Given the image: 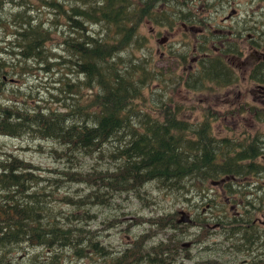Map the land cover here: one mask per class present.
I'll return each instance as SVG.
<instances>
[{
    "label": "rangeland",
    "instance_id": "rangeland-1",
    "mask_svg": "<svg viewBox=\"0 0 264 264\" xmlns=\"http://www.w3.org/2000/svg\"><path fill=\"white\" fill-rule=\"evenodd\" d=\"M22 1L23 0H17L18 4ZM31 1L32 3L28 4L29 8L27 9V11H29L28 13L32 15L31 19L25 15H22L21 17L25 18L27 24L30 26L40 27V22H44V24L49 25V27L53 30V37L46 42L45 47L46 51L50 48L51 51L49 53L45 52L43 50V46L39 44L40 47L36 50L37 54L31 57L25 56V61L9 54H0L7 61V66L2 64L0 66V91H3L0 99V118L4 116V111H17L19 107L37 109L40 106L47 107L50 104L56 107L61 103V101H56V98L52 96V93H54V95L64 97V95H60L58 91V86H60L59 79L63 75H66L65 73L68 72V67L78 69L76 66L77 61L73 59L74 56L72 57L71 55H68V53L64 51L63 47L60 46V42L66 33V23L68 21L66 15L62 13L56 5H51L50 3L45 4L43 0ZM49 1L63 3V6L67 9L72 3H77L76 0ZM92 1L94 5H101L100 0H95V2L94 0ZM147 1L152 3L154 0ZM196 1L197 5L202 4L201 7L198 5L199 9H194L195 12L192 11L195 17H197V24L205 30V33L212 35V33L215 34L216 27H210V25H216L217 22H220V25L218 26L220 29L218 36L222 39L218 38V40L222 42L225 50H228L229 46L234 48L235 41H238L240 37L236 39L233 37V34L240 30L242 34L240 33L238 36L252 40L258 45L260 43H264V34H261L262 31L264 32V0H255V2L249 0H233L232 9L230 10V12L234 10L236 13V16H234L233 22L230 26L233 28L227 27V22L224 23V21H219L227 18V5L229 0ZM27 2L29 1L26 0V3ZM181 7L182 9H179L181 13L190 12L188 0H186V4H183ZM17 8L18 7L10 0H5V2L0 1V25L10 22V19L13 17V12H8L7 14V11L9 9L14 10ZM100 8L106 11L107 18L104 19L102 17V19L96 23L98 26H94L96 36L98 38L94 40L98 43H103L101 44V47H105L104 41L112 42L114 39L116 41V35H118L117 27L123 23L122 17H124V12L121 11L120 14H118L117 11L119 10L117 9V5L114 4H111L110 6H101ZM255 9H258L257 16H254V12H251ZM248 14L261 23L259 30L256 31L257 34H255V37L253 38L246 36L245 32L242 31L243 24ZM81 18L85 20V16ZM201 18L203 21L200 22L199 20H201ZM145 22L146 19L140 22V30L147 36L148 42L146 47H135L136 43L134 41L136 38L139 40L137 35H135L130 40L128 48L121 51L120 49H116L110 56L113 63L117 62L116 59L118 57L124 56V60L127 61V64L131 65V54H134L135 52L140 57L139 59H142L143 57L146 58L145 71L148 72V69L151 70V68L156 70L155 77L149 81L146 89L147 98L142 100V103L146 104L141 106L144 107V110H149L153 115L158 114V106H161L162 104L160 107L161 110L164 102L157 101L155 92L158 91L159 83L168 82L171 86H169V92L162 96L164 101L168 99V104L175 101L176 103L183 105V107L193 106V108L189 109L184 108L183 113L181 112V114H177L176 117H180L185 121L195 124L199 122L203 109L210 107L213 111L212 117L215 120L227 123L228 127L224 130V132H222V134L228 135L231 138L230 143L233 144L234 151L242 145L245 146L248 139H254L259 135H264V121H259V116H264V108L252 107L251 114L256 116L252 118L250 122H247L248 118L245 116L249 113L247 112V105L244 104L247 101H252V95H250L251 91L256 92V98L264 102V87H259L257 85L249 88L246 87V83L248 82L246 78H243L244 71L243 73L239 71V83L237 86L230 89L223 90V86L208 80L201 85L200 89L198 83H193L191 87L197 91H188L184 89L183 84L189 85L193 78L201 80L203 76L198 73L205 72V70L211 72L214 78L221 79L222 76L217 73V70L210 71L204 67L208 68L210 64H213L214 61H217L218 57H221L224 54L219 53L215 55L213 52H209L211 51L210 45L215 44L214 40L209 41L206 46H203L204 35L196 34L195 39L198 41L200 48H202L205 53L215 56L212 58H204L199 63V70L190 71L189 66L192 57L196 55L193 53V38L188 36L187 40H183L184 30L178 24H174V28H169V26H158L152 22L145 24ZM251 24L253 25V22H251ZM41 29L44 33L48 34L46 28ZM88 31L83 32L82 40L84 42H86L87 37H89L88 35L90 33ZM69 36L73 41L75 39L76 43H81L82 41L75 38L79 37L77 34H69ZM161 37H167L166 45L164 46H160L158 43V40ZM100 38L102 39L100 40ZM12 39H14V37L11 33L0 27V48L8 46V42ZM170 48H172L174 52L173 55H170ZM73 51L74 48H71L70 52L72 54ZM56 53L62 54L65 57L62 58V56ZM230 55L232 56V53L228 56ZM148 57L151 59L150 64L148 62ZM63 61V65L60 66L59 63ZM203 62H205V65ZM223 63L225 66L222 67V72L225 71V67L227 65L225 61ZM121 68V71L124 70L126 74L124 76H128V67L121 66ZM239 69H247V64H242ZM194 71H198V73H195ZM119 75H121V73H119ZM72 76L73 74L71 73L69 77L74 81H76L78 77L81 78V76H76L75 78H72ZM66 78H68V75ZM97 86L98 85L96 84V89ZM87 92H90V90H87ZM152 92H154V94H152ZM81 94L86 93L82 92ZM68 103L71 106V110H73L72 118H69L68 121L77 120L82 123L86 119L85 113H82L83 110L79 108L75 100L72 102L70 99V102ZM232 107L234 110L233 113L230 112L232 111ZM162 116L164 117V114H162ZM133 117H135V121L137 118L141 119L138 115L132 114L127 117L129 125L130 123H135L132 119ZM9 120L23 121L24 117L19 116L17 113L16 115H12ZM249 123L251 126L250 128H247L246 124ZM117 128L118 125H116L114 130L110 133L108 142L98 148L99 151L94 155H84L78 151V157L74 158L73 155L70 160L65 157H58L51 151L52 148L62 150L63 147L60 144L52 141L35 140L36 138L33 137L34 132L32 131H27L26 133L28 135L25 134L23 136H0V159L6 157L7 153H12L21 159L24 158L27 161H30L36 167L41 168L35 172L18 168L15 170V173L23 171L26 174L33 173L37 176V178H32L25 182L24 185L29 190L42 187L43 185L45 186L46 200L41 201L39 207H44L47 203L49 222L55 223L60 228L52 225L49 227L55 228V232L60 234L62 232L61 228H66L70 225L69 216L73 212L80 214L85 209H89L91 214L96 213L97 216L93 219H88L87 222L81 221L80 223L97 230L104 228L100 234L96 231L94 240L98 241L104 251L108 253L107 257H99L98 253L89 252V255L86 258L77 259L72 256V252L69 249L63 247L61 248V251L65 254L63 264H104L105 261L112 264L115 257L121 255L118 254L120 249H125L127 245L134 246L136 241L142 243L141 233L145 232L146 228H149L150 225H140V221L145 220L148 222L150 217L141 218L140 216L161 215L160 217L163 218L164 213L169 211H179L180 208H183L182 204L186 203V201L183 200L185 192L177 196L167 194L164 192L163 182H160L157 179H146L142 177L141 180H136V186L132 191H130L131 193L124 194L123 196L121 194V196L117 198H114L115 195L108 192V190H110L109 187H105L104 190H100L92 194V191H90L91 188L87 183H64V179L67 178L66 173H68V170L82 169L87 172H92L94 169L104 171L116 169L117 162L114 163L109 161V159L100 158L98 153L101 151H103L104 154L105 152H110V147L113 142H118L115 140ZM142 128L143 125L139 127V130ZM125 130L126 128L122 132H125ZM40 144L44 150H40ZM253 145L260 147L262 152H264V137L256 140ZM92 152L94 153V151ZM133 160L135 161L136 158L134 157ZM254 162L264 165L259 158H255ZM119 164H121L120 160ZM258 172L261 178L253 179V184H257L264 180V166L260 168ZM122 177H118V181L111 180V182H123ZM192 179L193 177L189 176L187 178L184 177L177 180H181L185 187L189 188L191 187V183L193 181ZM21 182V180L12 182L9 186H6V188H15V184H20ZM237 183L240 182L237 181ZM135 191L140 192L137 195L134 193ZM83 196L85 197L83 203L86 204V206H83L80 209L76 208V205L74 204H69L70 200H67V197L71 199L72 197L76 198ZM94 202H98V204L92 205ZM101 202H106L112 205H105L101 207ZM187 204L194 207L196 211L200 208V203L196 199L191 200ZM225 210H227V207H225ZM202 216H206L208 219L204 222L200 221ZM223 216L224 214L222 210L216 207H211L206 213L198 214L195 217V220L197 221V230L192 231L193 227H190L188 228V232H186L182 237V240H191L194 242L193 247L187 251V253L191 256L194 255L193 257H195V260L184 258L182 261L184 264H238L236 261L242 259V253H247L252 257H255L258 252L264 249V228L261 227H256L254 231H250L248 233L249 238H254L251 245L240 247L242 249L232 246L228 241L241 242L243 240L240 239L239 234H234L230 238H227V233L229 232L227 229L232 227V223L228 221H219ZM159 224L162 225V220ZM9 229H11L10 226L8 230ZM21 230L24 232L23 234H25L24 237L27 238L26 240L29 241L21 243L20 247L16 246L17 244L12 246L10 243L4 247L2 246V252L5 255H8L6 260L7 263L9 257L13 259V264H52L58 261L57 247H59V245L50 247L45 246V244L42 245V243H44L42 241L46 240L45 237L39 235V240L35 236H32V232H26L25 228ZM47 230H50V228H47ZM172 232H174V229H167L160 232L153 238V242L158 243L160 241H166L169 239ZM71 241L72 237L66 240H57V243L74 245L73 241ZM139 242L135 248H139V251L144 252V249ZM172 243H175V240L172 241L171 244ZM106 245L108 247L111 245L112 251L108 249ZM135 248L133 250V247H131L130 250L135 251ZM147 249L148 248H146V250ZM174 252L175 251L172 250V253ZM181 256L182 251H180L178 255L172 254L170 256L171 259H169L167 263L172 260H177V258L179 259ZM198 259H201V262H198ZM131 260L132 252L128 255L127 262L124 264H131ZM139 264H149L144 254L140 256Z\"/></svg>",
    "mask_w": 264,
    "mask_h": 264
},
{
    "label": "trees",
    "instance_id": "trees-1",
    "mask_svg": "<svg viewBox=\"0 0 264 264\" xmlns=\"http://www.w3.org/2000/svg\"><path fill=\"white\" fill-rule=\"evenodd\" d=\"M10 1L18 8L11 11L13 17L10 22L1 24V28L11 32L15 39L10 41L8 46L1 47L0 51L14 55L16 58L21 55L18 59L23 61L26 59L25 56H35L40 45L43 46L45 52L49 53L51 48L46 51L45 46L46 42L53 37V30L48 28L44 22L39 23L40 27L30 26L27 24L26 19L21 17L25 15L31 19V14L28 13L27 9L29 8L28 4H31L32 1L27 0L29 2L26 3V0H23L19 4L17 0ZM157 1L159 3H175L179 7L186 4V0H154L152 3L147 0H100L101 5L97 6L94 5L92 0H76L77 3H72L67 9L63 6V3L43 0L45 4L56 5L66 15L68 19L66 33L60 42V46L68 55L74 56L73 59L77 61L76 66L78 69L68 67L66 75L59 79L58 91L64 97L54 95V93H52V96L56 98V101H61L60 104L56 107L50 104L47 107L40 106L37 109L19 107L17 111H4V116L0 118V133L8 137H14L23 136L27 134V131H32L35 140L52 141L60 144L63 147L62 150L52 148L51 151L58 157H65L70 160L73 155L74 158L78 157V151L84 155H94L99 151L98 148L108 142L110 133L118 125L115 136V140L118 142H113L110 152L104 154L101 151L98 153L100 158L109 159L114 163L117 162L116 169L105 171L94 169L92 172L75 169L68 170V173H66L67 178L64 179V183L77 184L81 182L96 185L92 194L109 187L108 192L110 194H114V197L121 196L123 193L132 191L136 186V180H141L142 177L157 179L160 182L171 180L176 183L180 181L177 179L189 176L203 178H217L231 174L243 176L242 170L233 171L226 168V165L218 159L222 156V160L226 162H239L247 157L243 156V149L238 151L235 157L232 156L230 152L231 138L222 134L228 125L215 120L212 117L213 111L210 107L203 109L199 122L195 124L176 117L177 114L183 113L184 108L189 109L193 106L183 107L175 101L168 104V99L164 101L162 96L169 92L171 84L161 82L158 84L159 87L158 91L155 92V97L157 101L164 103L161 110L162 104L158 106V114L160 115L158 117L154 116L149 110H144V107L141 106L146 105L142 103V100L147 98L146 89L149 81L155 77L156 70L148 69V72L145 71V64L142 59L136 58L133 54H131V65L127 64L124 56L118 57L115 63L110 59L114 50L120 49L121 51L128 48L130 40L135 35L139 39L136 38L135 43H144L141 40H146L147 37L140 30V22L144 19L158 22L159 15L167 14L165 10L158 11L155 6ZM111 4L117 5L118 14L121 11L124 12L123 23L117 27L116 41L115 39L112 42L104 41L105 47H101L103 43L94 40L98 39L94 26L102 17L107 18L106 11L100 7L110 6ZM189 15V11L185 14L182 13L183 18ZM253 15L257 16L258 14L254 12ZM84 16L85 20L81 18ZM251 22H253V25ZM260 25V21L251 17L250 21H247V26L243 27L246 30L245 35L253 38L257 34L256 31L259 30ZM41 28L48 29V34L44 33ZM84 31L90 33L87 34L89 37H87L86 42L82 40ZM69 34H77L79 37L75 38L82 40L81 43H76L75 39L73 41ZM18 37L23 40L18 44V46L23 47V50L10 49ZM249 43L252 46L257 45L252 40ZM71 48H74L73 54L70 52ZM222 53L224 55L217 58V61L214 62L215 65L210 64L208 68L204 67L210 71L217 70V73L222 76L221 79L214 78L211 72L204 69L205 72L198 73L203 76L201 80L193 78L189 85L183 84V88L188 91H197L191 85L198 83L200 89L201 85L208 80L216 82V84L223 86V90H226L232 84L239 82L240 73L238 75L230 66L229 61L243 56V53H245L243 41H235L234 48L229 46L228 50H221L220 54ZM231 53L232 56H228ZM58 55L62 58L65 57L62 54ZM224 61L227 65L225 71L222 72V67L225 66ZM63 63L64 61L59 65H63ZM1 64H6L3 56L0 57V66ZM121 66L128 67L129 72L127 75L130 78L124 76L126 74L124 70L121 71ZM71 73L73 74L72 78L76 76H81V78L78 77L74 81L69 77ZM67 75L68 78H66ZM250 78L260 85H264L263 63L250 71ZM96 84L98 85L97 89ZM87 90H90V92H87ZM82 92L86 94H81ZM70 99L72 102L75 100L79 108L83 110L82 113H85L86 119L82 123L77 120L68 121L73 114V110H71L68 103ZM231 110L230 112L233 113V108ZM17 113L19 116L24 117V120L10 121L9 118ZM132 114L138 115L141 119L136 117L135 121V117H133L135 123L129 125L127 117ZM162 114H164V117ZM141 125H143V128L139 130ZM125 128V132H122ZM39 148L44 150L41 144ZM134 157L136 158L135 161L133 160ZM119 160L121 164H119ZM18 168L34 172L41 169L30 161L24 158L21 159L12 153H7L6 157L0 159V249L8 243L12 246L15 244L19 246L26 241L27 238L24 237L25 234L21 230L25 228L26 232H32V236L39 240V235L45 237L46 240L42 241L44 242L42 245L64 247L67 244H58L57 240H66L72 237L73 246L78 255L88 256L89 252H95L98 253L99 257L108 256V253L104 251L98 241L94 240L97 229L80 223L81 221L87 222L91 217L88 212L83 215L73 212L69 216L70 225L61 228L62 232L60 234L55 232V228L49 227L52 225L60 228L55 223L49 222L47 203L44 207H39L41 201L46 199L45 186L32 190L26 188L25 182L37 178V176L33 173L26 174L23 171L15 173ZM118 177H122L123 182H111V180L118 181ZM18 180L22 182L15 184V188H6L10 183ZM139 192L135 191V193ZM84 198V196L72 197L71 199L67 197V200H70L69 204H74L76 208L80 209ZM152 220L155 221L154 227H156L162 217ZM9 226L11 229L8 230ZM47 228H50V230H47ZM103 229L99 231V234ZM141 234V241L149 242L148 229ZM131 247V245H127L125 249L119 250L118 254L121 255L115 257V264L126 263L127 254L131 252ZM6 257L7 255L4 254L3 259ZM57 262H54V264Z\"/></svg>",
    "mask_w": 264,
    "mask_h": 264
},
{
    "label": "flooded vegetation",
    "instance_id": "flooded-vegetation-1",
    "mask_svg": "<svg viewBox=\"0 0 264 264\" xmlns=\"http://www.w3.org/2000/svg\"><path fill=\"white\" fill-rule=\"evenodd\" d=\"M232 1L233 0L228 1L227 18L219 20V21H224V23L227 22L226 26L229 28H233L230 26L233 22L234 16H236L234 10L230 12V10L232 9ZM188 4L191 12V16L189 17L188 20L182 19V13L180 11L182 7H178V9H175L173 7L168 8V4L166 8L164 7V4H160V7L165 8V10H167V12L171 16H173L171 18H167L168 23L165 21L164 23L167 24L172 23L181 26L186 25L188 27L189 26L196 27L194 32H192V29H190V32L189 30L187 31L185 27L183 36L186 37L187 39L188 36H191L193 38L194 41L193 49L197 53V58L199 62H201L204 58L214 57L216 54L221 53V50L224 49L222 42L218 40V38L222 39L220 36H218L220 31L218 26L220 25V22H217L216 25L213 24L210 25V27H216L215 34L212 33L211 35L205 33V30L197 24V17H195L194 13L192 12L194 11L195 8L199 9L198 5L201 7V4L197 5L196 0H188ZM250 19H251V15L248 14L243 24V27L247 26V21H250ZM242 31L246 33V30H244V28ZM240 33L242 34L241 30L233 34V37L238 39L239 37H241L238 36ZM196 34L204 35L203 46H206L209 41L214 40L215 44L210 45L211 51L209 52H213L215 55L211 56L210 54L205 53V51H203L202 48H200L198 41L195 39ZM261 34H264V32L262 31ZM239 40H242L244 43L245 53H243V56L237 62H231L230 66L233 69L234 68L239 69L242 64H247V69L243 70L246 75L245 78L247 79L248 82L246 83V87L248 88L254 87V85L257 84L251 83L252 80L249 76V72L250 70L255 69L259 64L262 63L264 64V43H260L259 45L257 44L256 46H252L250 45L249 43L250 40L248 39L239 38ZM203 64L205 65V62H203ZM256 94H257L256 92H252V91L250 92L253 101H258L256 98ZM255 116L256 115L249 113L245 117L248 118L247 122H250V120H252V118H254ZM259 119L263 121L264 116H259ZM250 126H251L250 123L246 124L247 128H250ZM261 137H264V135H259L254 139H248L246 141V148L243 153V156L247 157L245 158L246 160L245 162L228 163V166H230L232 170H236L239 168L244 169L247 174V176L245 177H225V178L211 179V180L202 179V178H193L191 187L189 188H186L181 180L176 183H173L171 180H166L165 182H163L164 192L167 194H173L177 196L185 192V195L183 196V200L186 201V203L182 204L183 208H180L179 211H169L163 214L162 229L160 227L155 228V230L150 233L149 242L145 241L140 243L139 241H136L134 243L133 250L135 247H137L136 245L139 242L142 248L144 249V252L139 251V248H135V251L131 250L132 260H133L131 261V264H139L140 256L142 254L145 255V258L147 262H149V264H177V263L184 264L182 262L184 258L195 260L194 257H192L189 253H187V251H189L193 247L194 242L191 240H182V237L186 232H188V228L190 227H193L192 231L197 230L196 228L197 221L195 220V217L198 214L206 213L211 207H216L222 210L224 216L221 217L219 221H228L232 223V227L234 228L231 227L227 229L229 231L227 233V238H230L234 234H239L240 239L243 240L241 242L228 241L231 243L232 246H236L238 249H242L240 247H243V245L244 246L251 245L254 238L253 239L249 238L248 233L250 231H254L256 227L264 228L262 224L264 221V180L257 184L252 183L253 179L261 178L259 172H255V170H259L264 166L254 162L255 158H259V159L264 158V152H262L260 147H256L255 145H253V143ZM262 163L264 164V161H262ZM237 181H239L240 183H237ZM193 199L198 200L200 203V208L197 211L194 209V207L189 206L187 204ZM225 207H227V210H225ZM207 219L208 217L202 216L200 218V221L204 222ZM167 229H174V232H172L169 239H167L166 241H160L158 243H154L153 238L160 232H163ZM174 240L175 243L171 244V242ZM146 248L148 249L146 250ZM172 250H174L175 253L177 252V255L180 253V251H182V256L177 260L174 261L172 260L169 263H167V261L171 259L170 256L174 254L172 253ZM129 254H127V257ZM242 254H243L242 259L236 261L238 264H256L257 261H259V264H264V249L258 252L257 256L255 257H252L250 254L247 253L246 254L242 253ZM198 262H201V259H198ZM115 263L116 262H114V264ZM193 264H199V263H193Z\"/></svg>",
    "mask_w": 264,
    "mask_h": 264
},
{
    "label": "bare ground",
    "instance_id": "bare-ground-1",
    "mask_svg": "<svg viewBox=\"0 0 264 264\" xmlns=\"http://www.w3.org/2000/svg\"><path fill=\"white\" fill-rule=\"evenodd\" d=\"M19 34V33H18ZM67 53V52H66ZM19 58V57H18ZM254 65V64H253ZM115 102V101H114ZM258 117V116H257ZM146 149V148H145ZM250 161V160H249ZM245 168V167H244ZM250 170V169H249ZM248 170V171H249ZM39 178V177H38ZM146 185V184H145ZM144 186V185H143ZM38 192V191H37ZM199 195H201V194H199ZM43 199H45V198H43ZM46 200V199H45ZM38 202V201H37ZM49 202V201H48ZM42 205V204H41ZM203 205V204H202ZM40 207H42V206H40ZM41 209V208H40ZM205 219V218H204ZM235 220V219H234ZM137 224V223H136ZM232 228H234V227H232ZM145 240V239H144ZM33 245V244H32ZM47 246V245H46ZM177 246V245H176ZM206 246V245H205ZM244 246V245H243ZM36 247V246H35ZM49 247V246H48ZM133 247V246H132ZM245 247V246H244ZM52 248V247H51ZM190 248V247H189ZM210 248V247H209ZM114 250V249H113ZM185 250V249H184ZM208 250V249H207ZM186 251V250H185ZM203 251V250H202ZM205 251V250H204ZM206 252V251H205ZM147 254V253H146ZM174 254H177V252L175 253L174 252ZM187 254V253H186ZM197 255H199V254H197ZM206 255V254H205ZM204 255V256H205ZM189 256V255H188ZM194 256V255H193ZM192 256V257H193ZM196 256V255H195ZM187 257V256H186ZM171 258V257H170ZM183 258V257H182ZM195 258V257H194ZM175 259V258H174ZM178 259V258H177ZM131 261H133V260H131ZM174 261V260H173ZM263 261V260H262ZM127 262V261H126ZM178 262V261H177ZM124 263V262H123ZM178 264V263H177ZM257 264V263H256Z\"/></svg>",
    "mask_w": 264,
    "mask_h": 264
}]
</instances>
